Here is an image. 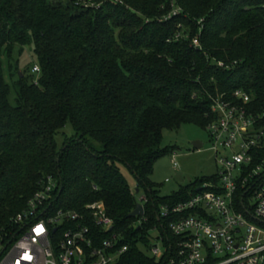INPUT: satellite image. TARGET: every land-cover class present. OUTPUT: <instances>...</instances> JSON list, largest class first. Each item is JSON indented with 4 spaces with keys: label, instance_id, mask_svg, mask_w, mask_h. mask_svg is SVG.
<instances>
[{
    "label": "trees",
    "instance_id": "obj_1",
    "mask_svg": "<svg viewBox=\"0 0 264 264\" xmlns=\"http://www.w3.org/2000/svg\"><path fill=\"white\" fill-rule=\"evenodd\" d=\"M24 47L36 75L11 59ZM236 90L249 96L264 133V0H0V233L20 230L14 217L50 177L52 212L104 204L128 247L116 264H162L140 249L177 219L162 218L160 207L186 201L213 177L159 196L149 177L170 151L163 131L206 130L213 102L238 104ZM140 190L144 215L129 218Z\"/></svg>",
    "mask_w": 264,
    "mask_h": 264
},
{
    "label": "built area",
    "instance_id": "obj_2",
    "mask_svg": "<svg viewBox=\"0 0 264 264\" xmlns=\"http://www.w3.org/2000/svg\"><path fill=\"white\" fill-rule=\"evenodd\" d=\"M33 71L38 73V66ZM232 96L238 104L223 98L213 102L215 118L206 127L216 174L186 201L160 207L162 218L177 219L148 244L156 262L264 264V133L247 109L249 96L241 90ZM172 166L177 167L174 159ZM56 188L49 177L14 217L20 230L11 237L0 233V264H116L128 247L120 245L104 204L89 203L82 213L52 212Z\"/></svg>",
    "mask_w": 264,
    "mask_h": 264
},
{
    "label": "rangeland",
    "instance_id": "obj_3",
    "mask_svg": "<svg viewBox=\"0 0 264 264\" xmlns=\"http://www.w3.org/2000/svg\"><path fill=\"white\" fill-rule=\"evenodd\" d=\"M52 1L62 2L64 4L68 3V0ZM11 59L13 62H18L20 71L28 68L26 75H36V73H33V65H36V61L30 51V47H24L21 55H19V49L14 48ZM1 61L4 79L7 84L11 85L8 76V59L6 56H3ZM31 66L33 67L30 72ZM9 102L11 104L14 103V94L12 91L9 95ZM65 133L69 137L72 131L68 127ZM195 142H200L202 147L199 149L194 148L193 145ZM161 147L169 148L170 151L156 160L153 165L152 174L149 177L153 190L157 191L161 197L177 192L181 187H185L198 179L212 177L216 174L217 167L214 150L208 132L201 126L193 123H185L176 130H164ZM173 159L177 164L176 168L172 166ZM118 167L130 185L131 190L134 191L137 186L135 178L124 165L118 164ZM143 195V190L135 193L138 202H140ZM158 235L159 232H149V243H152ZM140 249L148 254V250L145 247L140 246Z\"/></svg>",
    "mask_w": 264,
    "mask_h": 264
},
{
    "label": "water",
    "instance_id": "obj_4",
    "mask_svg": "<svg viewBox=\"0 0 264 264\" xmlns=\"http://www.w3.org/2000/svg\"><path fill=\"white\" fill-rule=\"evenodd\" d=\"M194 148L199 149L202 147V144L200 142L194 143ZM144 215L143 206L141 203H137L135 209L129 214V218H136V217H142Z\"/></svg>",
    "mask_w": 264,
    "mask_h": 264
}]
</instances>
